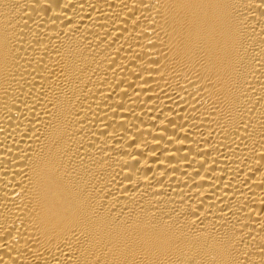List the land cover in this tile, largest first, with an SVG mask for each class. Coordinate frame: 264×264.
<instances>
[{
    "label": "bare ground",
    "instance_id": "6f19581e",
    "mask_svg": "<svg viewBox=\"0 0 264 264\" xmlns=\"http://www.w3.org/2000/svg\"><path fill=\"white\" fill-rule=\"evenodd\" d=\"M0 264H264V0H0Z\"/></svg>",
    "mask_w": 264,
    "mask_h": 264
}]
</instances>
